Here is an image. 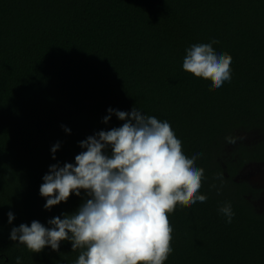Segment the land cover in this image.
Segmentation results:
<instances>
[{"label": "trees", "instance_id": "trees-1", "mask_svg": "<svg viewBox=\"0 0 264 264\" xmlns=\"http://www.w3.org/2000/svg\"><path fill=\"white\" fill-rule=\"evenodd\" d=\"M213 35L232 57L219 89L182 70L185 49ZM133 107L167 120L188 154L203 153L208 198L169 212L173 251L163 264H264L258 191L236 179L264 164V0H0V264H73L70 243L31 253L9 239L11 228L75 212V196L44 210L42 177L73 162L80 141L121 126L115 116L102 123L107 109ZM255 134L249 145L224 139ZM225 202L231 224L218 213Z\"/></svg>", "mask_w": 264, "mask_h": 264}, {"label": "clouds", "instance_id": "clouds-1", "mask_svg": "<svg viewBox=\"0 0 264 264\" xmlns=\"http://www.w3.org/2000/svg\"><path fill=\"white\" fill-rule=\"evenodd\" d=\"M218 36L197 40L185 49L182 70L210 78V87L219 89L232 78V57L213 45ZM115 116L119 127L101 130L80 141L79 154L71 163L49 166L42 177L39 195L45 199L44 210L68 201L70 196L83 202L71 213H62L47 221V226L33 220L12 227L9 239L31 253L45 248L58 251L61 243L79 251L73 264H163L173 251V225L169 212L177 202L191 206L204 203L207 195L199 190L206 179L204 169L196 164L203 153L188 154L183 141L167 120L144 114L137 107L130 112L107 109L102 123ZM65 134L70 129L61 126ZM227 145L243 136L228 135ZM61 147L50 149L51 158ZM217 195L225 179L216 177ZM83 193V197H82ZM218 213L231 224L235 213L230 202ZM15 219L7 213L11 225ZM15 264H22L17 256Z\"/></svg>", "mask_w": 264, "mask_h": 264}, {"label": "rangeland", "instance_id": "rangeland-1", "mask_svg": "<svg viewBox=\"0 0 264 264\" xmlns=\"http://www.w3.org/2000/svg\"><path fill=\"white\" fill-rule=\"evenodd\" d=\"M244 141L246 144H251L255 141H260L261 136L259 134L255 135H247L243 136ZM243 175L242 178L249 183H254L256 185H259L261 187H264L263 182H264V166H252V167H247L245 168L244 171H242ZM260 202H255V205L259 204ZM258 209H263L264 210V199L261 201V203L258 205Z\"/></svg>", "mask_w": 264, "mask_h": 264}, {"label": "flooded vegetation", "instance_id": "flooded-vegetation-1", "mask_svg": "<svg viewBox=\"0 0 264 264\" xmlns=\"http://www.w3.org/2000/svg\"><path fill=\"white\" fill-rule=\"evenodd\" d=\"M259 166H264V164H262V165H259ZM258 166V167H259ZM245 170V169H244ZM243 170V171H244ZM242 175H243V173L241 172L239 175H238V177L236 178L237 180H241V181H245V182H247V183H249L248 181H246V180H244L243 178H242ZM254 189H256L257 191H258V193H257V195H255V199H254V201H253V205H254V207L255 208H257L258 209V205L261 203V201L264 199V187H261V186H259V185H256V184H254V183H249ZM263 184H264V182H263ZM264 186V185H263ZM260 202L259 204H257V205H255V202ZM258 211L261 213V212H263L264 210L263 209H258Z\"/></svg>", "mask_w": 264, "mask_h": 264}]
</instances>
